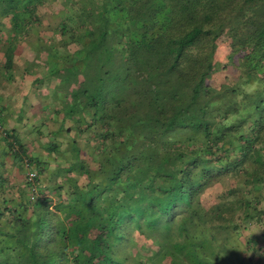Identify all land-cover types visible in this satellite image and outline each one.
<instances>
[{
  "label": "trees",
  "instance_id": "trees-1",
  "mask_svg": "<svg viewBox=\"0 0 264 264\" xmlns=\"http://www.w3.org/2000/svg\"><path fill=\"white\" fill-rule=\"evenodd\" d=\"M52 1L0 0V90L57 74L0 99V264H264V0Z\"/></svg>",
  "mask_w": 264,
  "mask_h": 264
},
{
  "label": "rangeland",
  "instance_id": "rangeland-1",
  "mask_svg": "<svg viewBox=\"0 0 264 264\" xmlns=\"http://www.w3.org/2000/svg\"><path fill=\"white\" fill-rule=\"evenodd\" d=\"M62 1L63 0H54V1H52L51 4H49V5L44 4V5H42L41 7L38 8L39 14H42V15H40L41 16L40 17L41 23L43 25L42 27H40L41 30L44 29V31L47 32L46 31V29H47L48 31H50L55 26V24H57L58 16H54L53 11H54V9L58 10V8L61 6ZM30 34L28 35V38H31ZM30 49H31V52L33 50H36L35 46H33V45H32V47ZM25 52L26 51L22 50V49L21 50H15V52H14V59L16 61V66H17L16 67V71H18L17 74L19 73V68L18 67L20 66V64L22 62L26 63V61H27L26 57H25L27 55H25ZM34 57H35V52H34V55H33L32 58H34ZM36 57L37 58L35 60H42L43 55H42V53L41 54L39 53V54H37ZM39 63L40 62L37 61L36 64H32V63H31V65L29 64V67H30L29 71H32V73L33 74L35 73V75L38 74V76L40 77L41 71L45 70V69L43 68V66H41V69L39 70V68H37L39 66L38 65ZM6 73L8 74V78H7L8 82H12V80L14 78H15V80L18 83L20 82L19 83L20 84L19 93L23 94V97L28 93L26 98H27L28 102L33 105V107L27 111L26 109L28 107V104L25 103L24 106H22V110H20V112H19L18 111L19 108H17V102H16V99L17 98L19 99V94L16 96V92H17L16 91V85H12L11 87H8L6 85L5 86H1L0 99L1 98H3V99L6 98L8 112H12L13 113L12 117L15 119V121L19 122V123H22L24 121V116L26 114L27 117L28 116L30 117L29 120L32 123L33 122L32 118H34V114H37L40 117H41L42 114H45L42 111V103L44 102L43 99L44 100L48 99L49 95L51 94V91L52 92L54 91V85H50V83L53 82V80H54L53 77L55 78L57 74H55L52 78H50V77L45 78L46 80H44L43 83L41 82V79L39 81H37L36 84H35L36 91L34 89L35 92H32L31 90H29V83H30V77L31 76H29V77L28 76H24L23 79H21L19 76L17 77V75H15V76H13L14 78L11 77V79H10L9 77L12 76L13 73H9L8 71ZM9 79H10V81H9ZM18 83H16V84H18ZM56 84H57V82H56ZM26 91H27V93H25ZM13 99H14V101H13ZM15 110L18 111V112H15ZM61 115H62V113H61ZM12 117H10L11 118L10 119V125L13 123ZM67 123L69 124V123H72V122L68 119ZM22 130L23 129H21L19 131V133H20V136H22V138L24 139L25 136H24V132ZM65 136H66V134L63 133V137H65ZM43 139H46V136H43ZM45 159H47L46 156L44 157V160Z\"/></svg>",
  "mask_w": 264,
  "mask_h": 264
},
{
  "label": "crops",
  "instance_id": "crops-1",
  "mask_svg": "<svg viewBox=\"0 0 264 264\" xmlns=\"http://www.w3.org/2000/svg\"><path fill=\"white\" fill-rule=\"evenodd\" d=\"M15 50H16V49H15ZM25 93H27V91H26ZM15 99H16V98H15ZM17 99H18V98H17ZM13 101H14V99H13ZM30 109H31V108H30ZM28 110H29V108L27 109V111H28ZM15 111H16V110H15ZM12 114H13L12 112H9V116H10V117L13 116ZM12 125H15L14 122L11 124V126H12ZM8 126L11 127L10 124H8ZM15 128H16L18 131H20V130L23 128V126H22V125H19V126L17 125V126H15ZM22 131H23V130H22ZM23 132H24V131H23ZM28 133H30V132H28ZM20 137L22 138V136H20ZM22 139H23V138H22ZM23 140H25V137H24Z\"/></svg>",
  "mask_w": 264,
  "mask_h": 264
},
{
  "label": "built area",
  "instance_id": "built-area-1",
  "mask_svg": "<svg viewBox=\"0 0 264 264\" xmlns=\"http://www.w3.org/2000/svg\"><path fill=\"white\" fill-rule=\"evenodd\" d=\"M29 175H31V173Z\"/></svg>",
  "mask_w": 264,
  "mask_h": 264
}]
</instances>
